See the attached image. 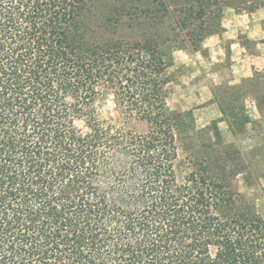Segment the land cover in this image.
I'll return each instance as SVG.
<instances>
[{
    "label": "trees",
    "instance_id": "16d2710c",
    "mask_svg": "<svg viewBox=\"0 0 264 264\" xmlns=\"http://www.w3.org/2000/svg\"><path fill=\"white\" fill-rule=\"evenodd\" d=\"M264 0H0V264H264V218L231 185L237 147L166 103L172 50ZM112 90L138 132L103 124ZM264 70L213 93L238 133ZM83 120L89 134L73 129ZM237 126V129H236ZM206 132L180 178L178 136Z\"/></svg>",
    "mask_w": 264,
    "mask_h": 264
},
{
    "label": "rangeland",
    "instance_id": "374dc122",
    "mask_svg": "<svg viewBox=\"0 0 264 264\" xmlns=\"http://www.w3.org/2000/svg\"><path fill=\"white\" fill-rule=\"evenodd\" d=\"M222 32L223 30L216 34ZM263 35L264 32H256V39L244 38L247 48L254 51L255 43L264 42ZM206 48L202 47L201 42L198 51L188 52L178 48L172 50L174 64L167 69L171 81L165 88L167 106L171 111L180 112L183 121L194 124L196 128L217 121L224 141L233 143L239 151L241 172L233 177L231 185L252 199L257 211L264 218V116L259 114L253 98L245 97L241 102L249 122L241 127L238 133L234 132L231 128L232 120L222 113L219 102L213 100V93L220 85L236 83L229 82L228 62L224 59L217 61L216 54L210 60ZM261 48H264V45H261ZM212 73H223V76L216 78V75H213L214 79ZM95 106L97 117L103 124L122 125L138 132L146 131L145 122L125 116L112 90L101 91ZM73 129L82 136L89 134V128L83 120H77ZM185 134L184 132L178 136V151L183 160L179 170L180 178L190 170L185 165V157L190 153L186 144L189 146L194 140L197 142V148L193 152L195 155H206L209 152L205 146L208 135L206 132L191 134L190 140Z\"/></svg>",
    "mask_w": 264,
    "mask_h": 264
},
{
    "label": "crops",
    "instance_id": "0c3cea01",
    "mask_svg": "<svg viewBox=\"0 0 264 264\" xmlns=\"http://www.w3.org/2000/svg\"><path fill=\"white\" fill-rule=\"evenodd\" d=\"M223 32L211 35L202 41V47H207L210 60L213 55L217 61L226 60L229 64V82L238 83L243 78L251 77L254 70L264 68V48L262 43H255L254 51L247 48L245 39H256V32H264V4L254 12H235L230 7L223 9ZM264 37V35H263ZM226 54L228 57H225ZM223 55V56H222ZM223 73H212L216 78ZM214 77V76H213ZM215 79V77H214Z\"/></svg>",
    "mask_w": 264,
    "mask_h": 264
}]
</instances>
